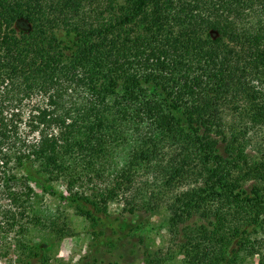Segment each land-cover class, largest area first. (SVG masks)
Segmentation results:
<instances>
[{
	"label": "trees",
	"instance_id": "obj_1",
	"mask_svg": "<svg viewBox=\"0 0 264 264\" xmlns=\"http://www.w3.org/2000/svg\"><path fill=\"white\" fill-rule=\"evenodd\" d=\"M239 103L264 128V0H0L1 257L49 264V242L29 234L61 232L33 183L93 230L121 198L136 217L173 195L166 223L185 225L187 263L264 264V183L245 190L264 181V150L252 159L236 135L220 148Z\"/></svg>",
	"mask_w": 264,
	"mask_h": 264
},
{
	"label": "rangeland",
	"instance_id": "obj_2",
	"mask_svg": "<svg viewBox=\"0 0 264 264\" xmlns=\"http://www.w3.org/2000/svg\"><path fill=\"white\" fill-rule=\"evenodd\" d=\"M35 100L30 104L36 103ZM28 107H25V112L29 110ZM224 111L225 135L220 139L222 141L220 146L222 152L225 156H227V153L229 154L227 149L233 141L234 135H236L245 139L247 143L246 151L251 158L261 161L264 150V128L246 117L243 103H239L236 107H229ZM25 120L26 117H24V122ZM247 128L249 129L247 130ZM241 133L243 136L240 135ZM35 136L36 134L32 135V137ZM150 181L152 180L150 179ZM96 183L98 184V182ZM262 183L264 181L249 180L245 183V190L248 192L255 184ZM138 186L141 187V185ZM148 186L149 188H155L150 183ZM55 188L61 194L68 195L64 185H56ZM26 189L34 198L35 209H38L43 217L49 219H45V224L49 226L54 223L58 229L57 231L61 232L55 233L49 229L42 230L41 226H32L29 238L34 242H41L42 239H45L51 246L47 256L49 264H152L155 262L156 257H161L164 261L163 264H189L181 248V244L185 241L183 233L185 225L180 226L179 231L176 232L170 229L166 223L169 215V199H172L173 195L169 194L163 197L161 201L159 200L160 205L154 214L138 211L136 217L123 211L125 201L122 198L119 201L110 203L108 212L113 217H105L102 224L94 229L95 232L97 231L96 233H100L101 230L105 233L104 236L99 235L97 238L93 233L92 221L79 214L64 197L44 195L42 190L33 183L27 184ZM184 189H187V187L178 188L177 192ZM149 190L152 189H148L146 193ZM142 191L146 190L142 189ZM131 192L135 194L137 192L136 188ZM139 193L142 194L141 190H139ZM137 202H140V200L138 199ZM124 216L128 217L129 227L126 231H121L120 224L116 219L123 220L122 217ZM201 223V220L195 217L189 222V226L195 227ZM132 224L137 225L140 230L130 232L133 227ZM109 237L115 242V245L112 244L114 246L109 245L110 243L107 241ZM256 237H260V235H255L254 238ZM3 242L4 239L0 238V252L2 251ZM261 252L264 253V249ZM259 254L245 253L241 257V263L258 264L261 257ZM17 258V251L11 250L8 257H1L0 254V264H11V262L12 264H20ZM34 260L33 264H39L37 259Z\"/></svg>",
	"mask_w": 264,
	"mask_h": 264
}]
</instances>
